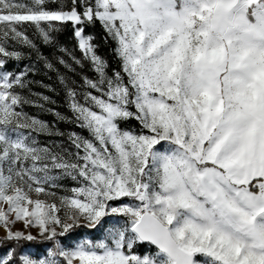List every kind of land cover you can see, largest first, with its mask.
I'll return each instance as SVG.
<instances>
[{
	"label": "snow or ice",
	"instance_id": "1",
	"mask_svg": "<svg viewBox=\"0 0 264 264\" xmlns=\"http://www.w3.org/2000/svg\"><path fill=\"white\" fill-rule=\"evenodd\" d=\"M0 232V264H264V0H0Z\"/></svg>",
	"mask_w": 264,
	"mask_h": 264
},
{
	"label": "trees",
	"instance_id": "2",
	"mask_svg": "<svg viewBox=\"0 0 264 264\" xmlns=\"http://www.w3.org/2000/svg\"><path fill=\"white\" fill-rule=\"evenodd\" d=\"M95 33H97V34L99 33L98 28L95 30ZM59 38H60L61 43L66 44L69 48L72 47L71 38L67 34H62ZM77 54L79 55V53H77ZM98 54L101 57H103L105 60H107L110 64L113 63V57H112V53H111L110 49L106 45H104L102 42H101V46L98 49ZM89 74H91V73H89ZM58 110L64 114H67V110L63 105H61L58 108ZM61 128L64 130H72L71 127H68L65 125H61Z\"/></svg>",
	"mask_w": 264,
	"mask_h": 264
},
{
	"label": "rangeland",
	"instance_id": "3",
	"mask_svg": "<svg viewBox=\"0 0 264 264\" xmlns=\"http://www.w3.org/2000/svg\"><path fill=\"white\" fill-rule=\"evenodd\" d=\"M37 79H41V77H37ZM43 79L45 80V82L51 83V81H48L47 78H43ZM33 90H34V91H38V92H44V89H41V88H39V87H36V88H34ZM45 94L52 96V98H53L54 100L57 101L56 105L53 106V107L56 108V110H58V108H59L61 105L64 106V102H63V96H62V94H61V95H55V94L50 93V92H45ZM64 107H65V106H64ZM65 108H66V107H65ZM66 110H67V108H66ZM25 111H27L30 115H36V114H37V109H35V108L31 107V106H26V107H25ZM58 111H59V110H58ZM40 118H42V119H44V120H47V121H51V120H53V117H52L50 114L46 113V112H45V113H41V114H40ZM61 125H65V126H68V127H71V128H72L71 125H67V124H63V123H61V124L59 125L60 128H61ZM61 129H62V128H61ZM62 130H64V129H62ZM64 131H70V130H64ZM0 234H2V232H0Z\"/></svg>",
	"mask_w": 264,
	"mask_h": 264
}]
</instances>
